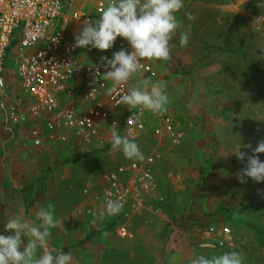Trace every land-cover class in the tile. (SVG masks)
I'll use <instances>...</instances> for the list:
<instances>
[{"label": "crops", "instance_id": "crops-1", "mask_svg": "<svg viewBox=\"0 0 264 264\" xmlns=\"http://www.w3.org/2000/svg\"><path fill=\"white\" fill-rule=\"evenodd\" d=\"M105 1L107 4L110 2ZM193 1L184 0V8L177 13V19L184 25V31L189 33L188 44L181 47L177 33L171 41L174 45L172 59L149 62L157 73V77L151 81H160L166 85L165 91L170 102L164 113L176 121V128L182 133L178 144L152 137L158 145V149L152 153L156 156L153 169L159 184V194L165 202L149 200L144 210L125 222L132 237L119 238L113 228L118 227L123 219L115 222L107 215L100 219V213L105 209L101 210L97 203L89 202L83 196L79 202H62L57 187L44 189V173L39 159L35 158L36 156L19 154L34 150L40 151L39 155H51L55 148L89 151L93 150V147L78 146L73 149L46 144L33 148L23 143V129L18 130L16 139L7 138L5 141L7 147L17 153L11 152L0 157V234H9L4 225L14 215L23 216L30 224L39 225L40 221L36 219L38 210L52 203L55 216L61 223L59 227L51 230L48 247L56 249L57 252L62 250L71 253V264H187L197 255L208 256L217 253L212 247L217 246L215 238L208 234L209 225L211 228L214 227L212 223H216L215 228L220 230L226 228L222 227L223 225L229 224L236 229L237 224L243 222L250 205L248 194L261 193L264 183H255L251 179L246 184L239 183L236 173L246 166V161L241 162L235 155H231L238 148L249 155L251 153L243 147L249 144L247 140L243 143L242 135L237 138L236 132L248 130L247 122L235 121L239 111L247 109H225L231 106V100L227 98L225 86L219 85L222 80H218L215 86L205 84L206 79H211V74H217L220 78L221 70L223 71V67L225 68L231 59L232 50L226 37L227 21L218 18L213 22L208 11L196 13L189 9V4ZM96 2L97 0H82L86 10L91 5L95 9ZM189 14L194 19H189ZM91 15L93 21L100 16L95 12ZM213 25L220 33L224 32V40L215 48L217 51L214 54L218 57L208 59L204 63L199 60L189 61V55L200 49L197 43L199 36L207 27ZM81 28V24L73 26L76 31ZM230 29L229 26V31ZM101 56H107L109 59L113 57L97 49H79L78 58L84 63L96 64L100 62ZM181 64L182 69L178 66ZM202 65L208 67L209 77L201 75L199 80L195 76L196 73L194 76L184 74L191 67L201 70ZM137 79L138 77H133L127 83L129 89L136 84ZM113 84L111 80L105 79L101 87V97L105 98ZM229 115H232V118H229ZM0 129L5 136L10 133L6 131L9 130L6 127L1 126ZM248 134L243 136L249 138ZM148 137L151 135L143 136ZM255 147L256 145L252 144V148ZM109 154L116 164L112 168L131 162L121 152L111 149ZM259 158L263 161L264 154ZM50 160L55 161L53 154ZM160 176L163 183H160ZM65 196L68 197L67 193ZM172 206L176 211V221L174 217L166 214V209ZM256 207L264 208L259 206L258 201ZM190 225L196 226V229H186L185 226ZM162 233L169 238H163ZM24 239L27 242V237ZM231 246H234L233 237L232 242L222 248L230 249ZM43 251L44 249H38L37 255H42Z\"/></svg>", "mask_w": 264, "mask_h": 264}, {"label": "built area", "instance_id": "built-area-1", "mask_svg": "<svg viewBox=\"0 0 264 264\" xmlns=\"http://www.w3.org/2000/svg\"><path fill=\"white\" fill-rule=\"evenodd\" d=\"M107 5L105 0H97L94 12L101 15ZM86 19L93 20L82 0H0V127L15 133L25 129L22 141L33 148L49 144L111 150L110 126L114 122L121 135L130 132V139L135 141L149 133L160 141L178 144L182 133L170 115L128 109L118 102L128 92V84H113L111 93L101 97L105 78L100 76L93 83L100 62L80 61V48H73L74 36L79 32L73 26L83 25ZM15 38L19 40L18 93L12 92L5 79L7 57ZM121 49L131 51L128 42L118 37L106 53L113 55ZM99 71L102 75L104 69ZM142 71L150 81L157 77L149 63ZM155 163L156 156L151 154L143 162L106 169L82 191L85 199L97 203L101 210L108 199L122 201L123 210L109 217L115 222L123 219L116 229L121 239L132 237L125 222L144 210L149 200L165 202L159 194ZM208 234L219 247L232 242L228 228L211 227Z\"/></svg>", "mask_w": 264, "mask_h": 264}, {"label": "clouds", "instance_id": "clouds-1", "mask_svg": "<svg viewBox=\"0 0 264 264\" xmlns=\"http://www.w3.org/2000/svg\"><path fill=\"white\" fill-rule=\"evenodd\" d=\"M264 6V5H261ZM184 8V0H110L97 20L86 19L82 28L74 36L73 48L97 49L107 52L115 45L117 38H123L131 47V51L121 49L109 59L100 57L93 83L103 76L116 85L127 84L133 77H138L136 84L119 98V103L128 109L138 108L149 111L153 115L167 111L169 97L163 82H152L143 76V69L149 62L169 61L172 59L171 41L179 33V44L185 47L189 42V33L184 31V25L177 19V13ZM189 19H194L191 14ZM257 19L256 21H259ZM104 69L101 75L99 69ZM0 87L3 80L0 79ZM93 89L92 92H94ZM109 94L112 89H109ZM91 92V93H92ZM90 93V94H91ZM111 148L121 152L130 161L143 162L146 157L131 133L121 135L117 124L111 126ZM251 151L238 148L231 155L246 166L236 173L239 183L246 184L249 179L255 183H264V162L260 155L264 154V139L253 149L252 144L243 145ZM123 210L122 201L108 199L105 211L100 213V219L105 215L116 216ZM36 219L39 225L30 224L23 216H11L5 223V231L0 234V264H71L73 256L62 250L50 249L52 229L60 226V220L55 216L52 203L41 207ZM27 237V242H25ZM38 249H44L42 255H37ZM55 253V255L53 254ZM175 259V258H173ZM189 264H244L240 252H224L219 255H197Z\"/></svg>", "mask_w": 264, "mask_h": 264}, {"label": "rangeland", "instance_id": "rangeland-1", "mask_svg": "<svg viewBox=\"0 0 264 264\" xmlns=\"http://www.w3.org/2000/svg\"><path fill=\"white\" fill-rule=\"evenodd\" d=\"M261 5H264V0H194L188 7L196 13L208 11L213 22L217 21L218 18L227 21L226 37L229 48L232 50L231 59L227 66L223 67V71L221 70L220 78L217 74H211V79H206L205 84L215 86L218 80H222L219 85L225 86L227 98L231 100V106L225 109H247L239 111L235 117V121L239 123L247 122L248 124V130L236 131L238 133L237 138H241L242 135L243 143L247 140L248 143L256 146L260 140L264 139V6ZM87 11L93 14V5L89 6ZM260 17L261 19L256 21ZM229 26L231 31H229ZM204 31L197 42L200 49L189 55V61L196 62L199 60L204 63L208 59L218 57L214 54L217 51L215 48L224 40V32L220 33L214 25L207 27ZM18 45L19 40L15 38L5 66V79L13 93L19 91V80L16 75V60L19 56ZM178 66L182 69V64ZM200 68L201 70H198V67H191L186 72L181 71L186 76H192L196 73L195 76L199 80H201V75L209 77L208 67L202 65ZM199 73L202 74L199 75ZM214 106L215 103L212 105L213 109ZM229 116V118H232V115ZM6 131H10L8 136L2 134L0 129V157L11 152L17 153V151H11L5 141L7 138L10 140L16 139L18 136L13 129ZM245 134H248L249 138L243 136ZM135 142L139 144L145 157L158 149V145L152 137H142ZM38 152L40 151L33 150L31 152H19V154L27 157L36 156L35 158L39 159V164H41L44 173L42 177L44 189L47 190L51 186L57 187L62 202L65 200L73 201V203L79 202L87 183L96 181L103 171L116 165L110 154L95 153L93 150L70 151L66 148H55L51 153V155H54L55 161L50 160L51 155L47 153H40L41 155H39ZM0 170H2L1 166ZM160 179V183H163L162 176H160ZM260 192L259 194H248L249 209L242 220L243 222L237 224V230L229 224L222 226L230 229L234 246H231L230 249H223L218 245H214L212 247L217 253L213 255L238 251L244 259V264H264V188ZM65 193H67V198ZM257 201L263 209L260 207L256 209ZM166 214L169 217H174L176 214L174 207H168ZM174 221H176L175 217ZM212 225L217 226L216 223H212ZM209 226L208 228H210ZM185 227L192 231L196 226ZM116 229L117 226L113 228V230ZM164 234L162 233L163 238H169Z\"/></svg>", "mask_w": 264, "mask_h": 264}, {"label": "trees", "instance_id": "trees-1", "mask_svg": "<svg viewBox=\"0 0 264 264\" xmlns=\"http://www.w3.org/2000/svg\"><path fill=\"white\" fill-rule=\"evenodd\" d=\"M108 149H105V150H101V151H93V152H95V153H108Z\"/></svg>", "mask_w": 264, "mask_h": 264}]
</instances>
